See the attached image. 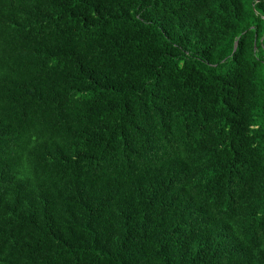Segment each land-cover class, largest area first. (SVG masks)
I'll use <instances>...</instances> for the list:
<instances>
[{
	"label": "trees",
	"instance_id": "16d2710c",
	"mask_svg": "<svg viewBox=\"0 0 264 264\" xmlns=\"http://www.w3.org/2000/svg\"><path fill=\"white\" fill-rule=\"evenodd\" d=\"M0 264H264V0H0Z\"/></svg>",
	"mask_w": 264,
	"mask_h": 264
},
{
	"label": "water",
	"instance_id": "95a60500",
	"mask_svg": "<svg viewBox=\"0 0 264 264\" xmlns=\"http://www.w3.org/2000/svg\"><path fill=\"white\" fill-rule=\"evenodd\" d=\"M236 47H237V43L235 44V49H236Z\"/></svg>",
	"mask_w": 264,
	"mask_h": 264
}]
</instances>
